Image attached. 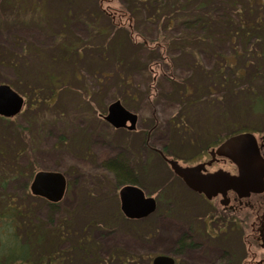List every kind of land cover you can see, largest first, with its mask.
<instances>
[{
	"label": "rangeland",
	"instance_id": "rangeland-1",
	"mask_svg": "<svg viewBox=\"0 0 264 264\" xmlns=\"http://www.w3.org/2000/svg\"><path fill=\"white\" fill-rule=\"evenodd\" d=\"M197 16L205 27H181ZM168 18L177 19L171 28ZM0 85L24 99L21 114L0 119V153L20 181L40 171L67 178L64 248L96 253L76 264L111 253L127 264L170 259L187 224L203 234L194 218L206 205L158 151L188 165L219 137L264 136V0H0ZM116 101L139 116L136 131L105 121ZM122 155L158 201L146 219L124 216L122 188L102 168Z\"/></svg>",
	"mask_w": 264,
	"mask_h": 264
},
{
	"label": "flooded vegetation",
	"instance_id": "flooded-vegetation-1",
	"mask_svg": "<svg viewBox=\"0 0 264 264\" xmlns=\"http://www.w3.org/2000/svg\"><path fill=\"white\" fill-rule=\"evenodd\" d=\"M242 134L254 135L259 155L264 160V136L256 137L254 133L246 132L228 138L219 137L207 148L206 159L202 156L193 161V164H184L180 158L173 159L184 168H197L201 176L219 172L236 176L238 169L228 157L230 152L226 143ZM144 147L146 148V144ZM158 154L163 158L162 152L158 151ZM174 175L189 194L202 199L206 205L203 215L194 218L203 222L204 232L203 234L197 232L198 223L194 220L187 224L192 228L181 231V234H178L177 229L178 236L173 256L170 259L158 256L153 264H264V192L248 197H241L234 191H229L225 195L213 191L206 195L190 188L183 179L175 173ZM156 204L158 206L157 200ZM157 208L154 213L157 212ZM172 223L176 228L183 225L179 215L172 217Z\"/></svg>",
	"mask_w": 264,
	"mask_h": 264
},
{
	"label": "trees",
	"instance_id": "trees-1",
	"mask_svg": "<svg viewBox=\"0 0 264 264\" xmlns=\"http://www.w3.org/2000/svg\"><path fill=\"white\" fill-rule=\"evenodd\" d=\"M145 1L155 4L160 0ZM243 16V12L238 10L236 29L244 30V23L240 21L244 19ZM154 19L156 22L158 19L161 21V18L156 16ZM176 20L168 18L166 25L171 28ZM205 23L204 18L197 16L195 21H185L181 27L191 30L190 25H193L196 31L199 26L205 27ZM185 36L193 38L194 34ZM221 71L219 68V72ZM240 76L243 77L242 74ZM185 91L188 93L186 89ZM257 105L262 109L264 107L261 103ZM0 119L5 121L4 118ZM11 166L9 159H4L0 153V264H76L79 254L85 258L88 254L95 256L96 253L89 251L90 248L84 243L79 245L75 243L69 249L64 248L69 233L66 231V220L60 215L62 202L51 204L33 197L29 188L33 176L20 181L19 171ZM102 168L114 176L118 187L127 185L141 187L135 180L134 170L124 155L105 161ZM35 200L42 203L43 208L33 206ZM115 261L119 264L129 262L123 255L117 253L108 254L96 262L115 264Z\"/></svg>",
	"mask_w": 264,
	"mask_h": 264
},
{
	"label": "water",
	"instance_id": "water-1",
	"mask_svg": "<svg viewBox=\"0 0 264 264\" xmlns=\"http://www.w3.org/2000/svg\"><path fill=\"white\" fill-rule=\"evenodd\" d=\"M23 106L24 99L20 95L9 86L0 85V117L15 118L22 112ZM105 121L115 129L135 131L138 116L128 111L120 101H116L110 105ZM226 147H229L228 157L238 169L236 176L226 172L201 176L197 168H184L176 160L164 155L163 158L187 186L199 193L208 195L215 191L225 195L234 191L241 197H248L264 192V160L259 155L254 135L242 134L233 137L228 140ZM67 189L68 182L62 173L48 171L38 172L30 186L32 196L45 199L51 204L62 202ZM119 195L121 210L128 219H143L156 211V200L147 197L138 186H124Z\"/></svg>",
	"mask_w": 264,
	"mask_h": 264
}]
</instances>
